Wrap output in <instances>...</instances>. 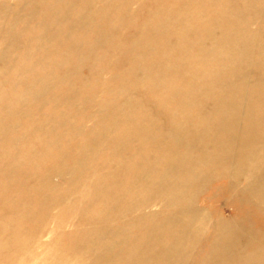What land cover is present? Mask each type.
I'll return each mask as SVG.
<instances>
[{
	"label": "bare ground",
	"instance_id": "bare-ground-1",
	"mask_svg": "<svg viewBox=\"0 0 264 264\" xmlns=\"http://www.w3.org/2000/svg\"><path fill=\"white\" fill-rule=\"evenodd\" d=\"M261 223L264 0H0V264H264Z\"/></svg>",
	"mask_w": 264,
	"mask_h": 264
},
{
	"label": "rangeland",
	"instance_id": "rangeland-1",
	"mask_svg": "<svg viewBox=\"0 0 264 264\" xmlns=\"http://www.w3.org/2000/svg\"><path fill=\"white\" fill-rule=\"evenodd\" d=\"M6 85H8V84H6ZM111 161L114 162L113 159H111ZM111 164L112 163H109V164L107 163V165L104 168V170H106L107 168H109L110 167L109 165H111ZM224 181H226V179H223L222 181H219L217 183H221V182H224ZM82 186H83V184H82V182H80V183L76 184L75 186H73L74 188L72 186L71 187H64V188L61 187L59 189V192L54 196L55 198H53L48 203V206H47V209H46V212L44 213V215L40 216L38 219H36V217H33L32 221H30V220L29 221H26L25 227L27 226L28 228H31L35 224V223L33 224V222H37V221H38V223H40L42 221L40 224L42 226H45L46 225L45 227H47V225H50V226H48L50 228H52V227L53 228L54 227L56 228V227L59 226L58 223H61L62 222V224L65 225V226H61L60 225L59 227L60 228L63 227L61 229H64L65 231H72V230L76 229L77 227H84V226H86V224L84 223V221H82V219H81L80 213L85 210L86 204H84V202L86 200H88V197H91V196L85 195L84 192H82V194H81V187ZM212 190H214V189H212ZM219 193H220L219 197H211L210 199L208 197L207 198L208 200L206 199V197H204L205 200H202V202L204 204H206V205L209 204L208 206H210V207H217V206L221 205L222 204L221 201H223L225 199L226 195L224 196L223 191H220V190H219ZM209 194H210V192H209ZM205 195L208 196V192ZM62 198H63V201H62ZM216 198H218V199L215 200ZM59 199H61V200H59ZM69 199H71V200L74 201L73 203L70 204V206H72V207H70L69 205L66 206V203H67V201ZM211 200L212 201L215 200V201L211 202ZM50 208H51V210H50ZM68 210H70V211H68ZM224 212H225L226 215L232 213L230 207H228V206H225L224 207ZM50 216H51V218H49ZM75 220H78V221H75ZM260 225L264 229V223H261ZM46 235H48V234H46ZM46 235H44L45 240H48V239L51 238V236H49V235L46 236Z\"/></svg>",
	"mask_w": 264,
	"mask_h": 264
}]
</instances>
